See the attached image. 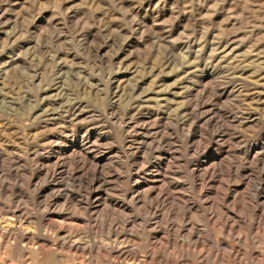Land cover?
<instances>
[{"label":"rangeland","instance_id":"rangeland-1","mask_svg":"<svg viewBox=\"0 0 264 264\" xmlns=\"http://www.w3.org/2000/svg\"><path fill=\"white\" fill-rule=\"evenodd\" d=\"M0 264H264V0H0Z\"/></svg>","mask_w":264,"mask_h":264},{"label":"bare ground","instance_id":"bare-ground-1","mask_svg":"<svg viewBox=\"0 0 264 264\" xmlns=\"http://www.w3.org/2000/svg\"><path fill=\"white\" fill-rule=\"evenodd\" d=\"M116 93V92H115Z\"/></svg>","mask_w":264,"mask_h":264}]
</instances>
